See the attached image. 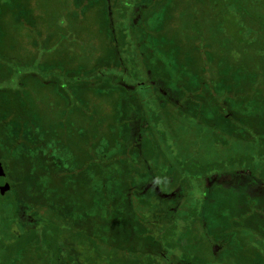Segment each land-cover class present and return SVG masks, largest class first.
<instances>
[{"label":"rangeland","instance_id":"rangeland-1","mask_svg":"<svg viewBox=\"0 0 264 264\" xmlns=\"http://www.w3.org/2000/svg\"><path fill=\"white\" fill-rule=\"evenodd\" d=\"M109 2L0 0V107L7 108L2 106L10 99L27 118L16 123L25 121L34 131L39 126L52 128L58 139L49 146L57 145L60 157H71L77 165L115 153L121 142L117 137L123 138L125 132V152L126 148L136 151L139 139L147 138L146 144L151 139L154 143L147 144L145 156L140 160L132 156V161L139 160L140 168L152 167L153 178L144 177L142 184L137 179L131 188L129 181L136 174L127 170L126 181H116L111 194L100 199L87 170L74 176L56 175V165L47 163L56 158L55 148L48 160L43 152L29 155L26 145H32L33 138L24 141L16 159L1 147L0 162L10 189L0 195V264H69L64 256L74 258L72 264H125L122 259L130 264L132 257H145L147 251L167 254L153 238L170 241L161 228L174 220L175 242L178 248L189 249L192 264H252L253 259L264 264V223L254 200L264 199V153H259L264 150V0H166L150 15L145 3L128 4L125 18L117 15L119 11L112 14ZM144 14L148 15L139 26ZM130 16L136 46L128 38L117 43ZM142 28L147 30L146 43L141 42ZM129 51L132 58L140 53L142 61L132 63L125 57ZM133 64L140 72L136 80ZM153 68H157L156 76L150 71ZM146 79L151 87L145 85ZM186 80L194 89L191 94L210 95L218 107L209 106L201 116L182 108L180 112L161 97L156 100V95L140 97L145 107L143 126L139 127V119H132L133 112L128 116L131 121H126L124 108L133 101L139 104L136 95L151 89L170 97L166 84L175 87ZM162 104L169 107L164 109ZM224 113L234 117L235 125ZM6 116L0 111L1 122L7 124ZM169 121L171 128L163 139L157 130ZM248 155L254 157L251 174L236 167L249 163ZM161 164L168 176L164 179L157 175ZM115 166L105 171L119 179L121 172ZM182 167L195 175L186 181L189 202L193 198L202 202V192L221 186L205 199L200 213L208 240L196 222L176 218V208L182 206L180 189L164 192L181 177ZM234 167L237 171L230 173ZM203 176L200 186L195 178ZM230 222L226 233L239 246L232 244L234 250L217 261L224 247L217 234ZM29 229L37 237L20 243ZM54 241L62 257L58 261L54 245L46 244ZM245 247L253 250L238 252ZM213 253L217 258L211 260ZM179 254L170 251L171 264H187Z\"/></svg>","mask_w":264,"mask_h":264},{"label":"trees","instance_id":"trees-1","mask_svg":"<svg viewBox=\"0 0 264 264\" xmlns=\"http://www.w3.org/2000/svg\"><path fill=\"white\" fill-rule=\"evenodd\" d=\"M165 1L166 0H110L109 3H110V8H111L110 10H111L112 14H113V12L117 13L119 11L117 13V15L120 18H125L128 15L127 14L128 11L126 12L128 4H132L134 6H137L138 4L145 3L146 5H148V7L146 9L147 10L146 12H148V14L150 15V14L154 13V10L156 8H158V6L160 4H162V2H165ZM117 4H119V7H118ZM132 5L130 7V10L133 7ZM131 13H132V11H131ZM148 14H144V17L140 18L139 26L143 25V21H144L143 18H145V16L148 15ZM127 20L130 22V24L126 25L125 28H122L121 33H119V36H118L119 38H117V43L118 44L120 42L123 43V42L126 41V38H128L129 39L128 43L131 44V45L133 43V46H136L137 42H138V39L135 37L134 31H133L134 30L133 27H135V26L131 22V20H132L131 16L129 18H127ZM144 29L145 28H142V31H143V38H141V42L142 43H146V39H147V35H146V32H145L147 30H144ZM125 53H126L125 57L130 59L132 63H134L133 61H137V60L138 61L140 60V62H141L142 59H143V57H142V55L140 53L138 55L136 54V57L138 59L135 56H134V58H132L129 55L130 51L129 52H125ZM116 58H117V56H116ZM131 66L133 68H135V70H132V77H134L133 79L136 80L138 78V76H139L138 74H136V72H138V73H140V72L138 71V68H136V64H133ZM144 69H145V66H144L143 70ZM155 69L157 70V68H153V69H150V71L152 70V73L155 74L156 73ZM103 73L105 74L106 72H103ZM122 75L123 74L121 73L119 75V77L122 78L123 77ZM156 75L157 74H155L154 76H156ZM168 79H166V81ZM166 81H165V83H166ZM92 82H94V81H92ZM146 82L147 83L145 85L148 86V87H151V84L149 83V81L147 79H146ZM190 82L191 81L186 80L184 82H181L180 84L178 83L175 87L174 86L172 87V85L170 83H169L170 85L166 84L168 90L170 91V93H169L170 97H165L160 92H151V89L148 92H144L142 94V96H139V94L136 95L137 98L140 101L139 104H136L133 101L132 104L129 103L128 108L127 107L124 108L125 109V114L127 116L126 121L130 122L131 121L130 120L131 117H132V119H139V127H142L143 124H144L143 115L145 114V112H144L145 111V109H144L145 107H144L143 102H141V99L144 98V97H147V98L150 99L151 96L155 97V95H156V97H155L156 100H157L158 97H161L162 100H165L164 103H167L170 107H174V108L177 107V109H179L180 112H182L181 110L183 109V110H185V111H187L189 113H198L199 112V114L202 116V114H206L207 113V109L209 108V106L210 107L211 106L214 107V109H216V107H218L217 102L214 101L213 97L210 96V95L206 94L205 97H202L201 95L191 94V92L194 89L191 90L189 88V83ZM113 87H119V86H113ZM12 96L14 97L15 100L17 99L14 95H12ZM199 96H201L202 99H199ZM122 97H123L125 102L128 101L127 97L126 96L124 97V94H122ZM140 97H141V99H140ZM18 99H20V98L18 97ZM161 99H159V101H162ZM8 102L10 103V99L4 100V105L2 106L3 108H5L4 106H6L7 108L2 110L1 107H0V111L1 112H3L4 114H7V113L9 114V117L6 116L3 119V120L7 121V124H6V122L5 123L1 122L2 120L0 119V150H2L1 147H4L10 153H12V155H13V157H15V159L17 157H19L18 151L22 148V145H25L26 144L25 142L30 141V138L34 139V143H32V145L31 144H29V145L27 144L26 145V147L28 148V151H29V155L33 154V153L35 154L36 152H39V154H41L43 152L44 155L47 158H49L48 160H50L49 153L52 154V149L55 148V151L57 153L56 154V158H57V156H59L58 157L59 159L58 158L56 159L55 157H53L54 159L50 160L47 163L53 162L54 165H56V168H54V169H56V175L64 176V175L68 174L69 176H74V175H77V174H79L81 172L85 173L86 170H87L88 172L91 173L90 179L93 181V185L97 189L99 198L100 197L104 198V197H106V195L108 197L111 194V192H112V187H116L115 186V182L116 181H126L124 176H126V173H128V172H131V174H133V172H135V174H136L135 177L133 179H130V181H129L130 182V184H129L130 187H131V185H133V186L135 185L134 183L137 182V179L141 180L140 182L142 184V183H146L144 180H142V179H144V177L149 178V180H151L153 178V176L151 174V172L152 173L154 172L153 169H151L152 167H148L147 166V167H144L145 168L144 169L142 167L141 168L138 167V165H137V164L140 163V161H139L140 158L145 156L144 154H145V149H147L146 147L148 146L147 144H149L152 147V144L154 143V141L152 143L151 139H149L148 140L149 142H147V144H146L145 141H146L147 138L145 140L144 139L140 140L138 138L139 139V141H138V145L139 146L137 147L136 151L131 153V152L127 151L128 150L127 148H126V152H125V149H123V147L126 145V143H125L126 140L124 139V138H127L126 132H125V136H123V138L121 137L122 139L120 137H117V135L115 134V136L119 139L118 141L121 140V142L119 143L120 147L115 153L108 154L107 156H104V155L99 156V157L96 158L98 160H94L95 162L92 161V163L90 162V164L84 165L83 162H79V164L77 165L76 163L71 162V157L63 158V155H62V158H61L60 156H61L62 153L60 152L59 147L57 145H52L51 147L49 146L50 145L49 143H54L55 142L54 140L58 139L57 138V133H55L52 128H46V127L39 126L34 131L35 128L34 127L30 128L29 125L27 124V122H25L27 120V118L25 116H23V113L21 112V109L19 107H16V103H14V102L10 103V104H12V106H11V107H13V109H12L11 107H9L10 105H9ZM16 102H19V100H17ZM20 103H22V101H20ZM187 103H189V105ZM123 104H124V102L120 103L121 106ZM189 106H191V107H189ZM162 107L165 109L167 107V105L164 104ZM192 108L194 110H196V111H192ZM164 109H163V111H164ZM131 112H133V116H131L129 118L128 116H130ZM142 112H143V115H142ZM226 112H228V111H226ZM232 114H234L233 111H232ZM223 116H225L226 119L228 121H230L233 125H235V119H234V117L230 116L229 113L228 114L224 113ZM21 118L25 119V121H24L25 124H23V125L20 124L19 122L16 123V121L24 120V119H21ZM154 118H155V116H154ZM221 119H222V115H221ZM157 120H158V117H157ZM2 123H3V126H2ZM168 124L169 125H166L162 130H157V135L159 134L163 139L166 137V134L168 133L167 132L168 129L170 130V128H171V122L170 121H169ZM140 131L143 132V130H140ZM242 134H243V132H242ZM242 134H241V136H242ZM131 146L135 147L133 144ZM31 147H33L32 150L30 149ZM133 147H132V150H133ZM108 148H109V146H108ZM121 149H123V151H121ZM98 150H101V149L99 148ZM109 151H111V147H110ZM263 151L264 150H261V152H259V153H264ZM132 156L139 159L136 162V164H135V161H132L133 160ZM248 156H249L248 157L249 163H247L245 166H242L241 164H239L236 167H238V168L239 167H241V168L243 167L241 170H248L249 173L251 174V173H253L252 172L253 169L251 167L253 166L252 165V161H254V157L252 158L251 155H248ZM129 157H131L130 160L128 159ZM130 162L132 164V168H130V166H129ZM113 163H116V166L114 167L115 170H116V167L118 169H120V172H121L120 175L121 176L119 177V179H116L114 174H112V175L110 174V176H108L109 175L108 172L105 171V168L107 166L109 168L111 166V164H113ZM72 165L73 166L76 165L75 169L72 167ZM162 166H164V167H162ZM161 167H162V169H160ZM128 168H130V170ZM160 168L159 167L156 168L157 172H158L157 175L160 176L159 178H162V179L167 178L168 176H166L167 174L164 173L165 171L163 170L164 168H166L165 165L161 164ZM131 169H133V170H131ZM127 170H128V172H127ZM142 170H144V172H143L144 176L141 174ZM181 170L183 171L181 177L178 176L179 179L177 181H173L171 184H169L168 188H166V190H164V192H165V194H168V193H171V192H173L174 190H176L178 188L180 189V194L182 195V198H180V200L182 201V206L176 208V211H175L176 218L177 219H181L182 221H188V222L193 221V222H196L198 224V226L200 227V229H201L200 230L201 231V235H203L205 237V239H207L205 233L203 232L202 226H201L200 213L203 214V211H204L203 207L205 206V199H207V198L209 199L210 196L213 194L214 190H216V188L221 187V186L220 185L217 186V187L214 186L213 187L214 189L211 188L210 190L206 189V192H202L201 191L202 192V197H204L203 198L204 201L201 202L200 198H193V201H194V199H196V202L197 203L199 202L198 204L193 205V203H194L193 201L189 202V201L186 200V198H188V195L186 194V192H187L186 191V188H187L186 181L188 179L192 180L193 179L192 176H195V175L190 173L187 170V168H183L182 167ZM186 171L189 172L188 174L190 176L186 175V173H187ZM235 171H237V168L234 167V169L230 170V173H233ZM212 172H208V173H204V174L202 172L201 173L203 175H208V174H211ZM250 174H249V176H250ZM141 175H142V177H141ZM185 175L187 176V178H185ZM195 179L200 180V182H198V183L201 186L202 185V181L204 179V176L201 177V178L197 177ZM252 182H253V179H252ZM239 185H241V187H240L241 189L243 188V186H244V188L247 189V185H245V184H239ZM123 186L125 188L128 185H123ZM235 187H239V186H230L229 188H232V189L236 190ZM134 188L136 189L137 187H134ZM229 188L227 187V189H229ZM192 190L193 189L191 187L190 192ZM137 194H138V192H137ZM125 195H126V197H128L127 196V192H126ZM190 195H191V193H190ZM254 200H255V202L257 203V206H258V208H257L258 211L257 212L254 211V212L258 213V215L260 217H263L262 221L264 223V199L261 196H258L256 198H254ZM29 202H31V201L30 200L26 201L27 204ZM104 202L106 203L107 201H104ZM42 203H43V201L42 202L39 201V204L42 205ZM25 206H27V205L25 204ZM28 206H30V205H28ZM176 222H177L176 220L171 221L169 224L164 226V228H161L162 229L161 230L162 233L165 234L166 236L170 237V241L169 240H162L163 241L162 242L160 238H158V239H156V238L154 239L153 238V240L156 241L157 244H160V246H162L163 252L167 253V254H162V253L158 254L157 252L155 253L153 251H147L146 255H144L146 258L142 256L143 254H137L135 257H132L130 259L131 260L130 264H159L158 261H161L162 259L166 260L165 264H171L170 260L168 259L169 258V254H170V251H175V250H178L180 252L179 259L181 261H183V262H185L187 264H192L193 261L188 259L189 258L188 255L190 253L189 249H187V251H186L185 245H183V241H181V243H180V245H183L182 248H181V246L178 248L179 245L177 244V242H175L174 233H175V228H176V225H177ZM227 226L228 227L224 226V228H226V229L221 227V229H222L221 232L219 234H217V237H219L221 239L219 245L223 244V246H224L223 248H221L218 251L219 257H218L217 261H219V260L223 261V256H222L223 253L227 252L228 250H234V249H232L231 246H232V244H235L236 240H235V238H234V236L232 234L226 233V231H229V228H231L229 226H232L231 222L228 223ZM182 228H187V227H186V225H183ZM31 232H33L32 229L27 230L26 235H25L26 238L24 240H21L20 243H26V244L27 243H31L32 239L34 237L35 238L37 237L36 233L33 234V235H30ZM30 236H32L31 239H30ZM140 236L143 237V234L140 233ZM244 238L245 237H243V239ZM245 243H246V241H245ZM46 244L47 245H50V244L54 245V249L53 250H55V252L58 253L55 256V260L58 261L59 259H62L61 253L59 252L60 249H59L58 246H56L55 241L53 243H48L47 242ZM236 246H239V244L236 245ZM238 248L239 247H236L235 250H237ZM249 249H252V248L245 247V248H243V252H242V250H238V252H240L241 254H244V252L246 250L248 251ZM134 254H136V253H133V255ZM253 254H254V251H252V255ZM63 258H66L68 260L69 264H72L71 261L74 260V258L69 257V256H64ZM211 258H212L211 260H213V259H216L217 257L213 253L211 255ZM253 260H254V263H252V264H256L257 263L256 260L255 259H253ZM122 261L125 264L127 263V259H124V260L122 259ZM204 262L206 263V261H204ZM230 262H229V264H231ZM259 262H260V260H259ZM55 263L58 264V262H56V261H55ZM222 263H224V262H222ZM197 264H202V263H197ZM232 264H240V263H232Z\"/></svg>","mask_w":264,"mask_h":264},{"label":"water","instance_id":"water-1","mask_svg":"<svg viewBox=\"0 0 264 264\" xmlns=\"http://www.w3.org/2000/svg\"><path fill=\"white\" fill-rule=\"evenodd\" d=\"M10 189V183L6 178V173L0 162V194L4 195Z\"/></svg>","mask_w":264,"mask_h":264}]
</instances>
